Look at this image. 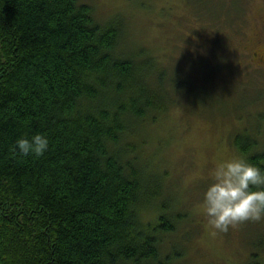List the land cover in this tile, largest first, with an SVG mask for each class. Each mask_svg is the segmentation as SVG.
Returning a JSON list of instances; mask_svg holds the SVG:
<instances>
[{"label":"trees","instance_id":"obj_1","mask_svg":"<svg viewBox=\"0 0 264 264\" xmlns=\"http://www.w3.org/2000/svg\"><path fill=\"white\" fill-rule=\"evenodd\" d=\"M239 1L179 4L194 22H218ZM170 10L161 13L171 19ZM93 11L81 0H0V264L184 263L194 206H179L143 139L169 108L194 113L169 93L198 72L182 67L179 80L174 54L162 62L142 47L122 51L126 20L100 23ZM224 60L223 73L239 65ZM259 123L227 130L225 148L264 168ZM36 132L49 139L44 154L12 150ZM261 256L250 252L245 264H264Z\"/></svg>","mask_w":264,"mask_h":264},{"label":"rangeland","instance_id":"obj_2","mask_svg":"<svg viewBox=\"0 0 264 264\" xmlns=\"http://www.w3.org/2000/svg\"><path fill=\"white\" fill-rule=\"evenodd\" d=\"M81 1L92 6L100 23L117 14L126 20L122 51L142 47L162 62L169 53L174 54L168 63L179 80L187 78L184 71L189 72L191 67L198 72L195 76L189 73L195 82L177 81L178 87L169 93L187 112L194 113L185 115L182 108H169L165 117H156L158 124L149 128L150 133L143 139L144 155L161 159L158 168L169 175V187L182 197L179 206H194L195 221L182 242L188 250L183 264H245L250 252L264 257V217L236 220L226 231L218 229L209 222L199 189L205 182H213L221 161L237 157L225 148L227 130L253 126L255 122L264 126V118H257L264 113V70L245 63L246 52L261 28L264 0H240L238 13L228 19L224 15L218 22L204 18L192 21L188 5L179 4L183 0ZM164 6L171 7V19L161 13ZM219 51L227 65L239 62L231 74L220 70L225 60ZM185 66L186 70L182 68ZM227 115L233 116L230 120L229 116L222 117ZM171 239L175 244L181 242L177 234Z\"/></svg>","mask_w":264,"mask_h":264},{"label":"clouds","instance_id":"obj_3","mask_svg":"<svg viewBox=\"0 0 264 264\" xmlns=\"http://www.w3.org/2000/svg\"><path fill=\"white\" fill-rule=\"evenodd\" d=\"M48 147L47 135L36 132L30 137H18L12 150L21 155L40 156ZM203 197L209 222L218 229L226 231L229 224L240 219H261L264 217V168L243 157L221 161Z\"/></svg>","mask_w":264,"mask_h":264},{"label":"flooded vegetation","instance_id":"obj_4","mask_svg":"<svg viewBox=\"0 0 264 264\" xmlns=\"http://www.w3.org/2000/svg\"><path fill=\"white\" fill-rule=\"evenodd\" d=\"M261 28L256 33L252 47L246 52L248 58L247 66H256L264 70V9L262 16L259 17ZM254 46V47H253ZM257 70V69H255Z\"/></svg>","mask_w":264,"mask_h":264}]
</instances>
